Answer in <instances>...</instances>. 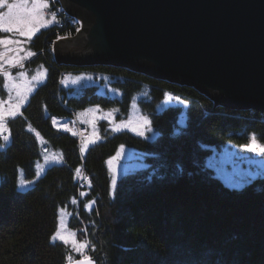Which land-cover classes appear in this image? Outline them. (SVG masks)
<instances>
[{"label": "trees", "instance_id": "1", "mask_svg": "<svg viewBox=\"0 0 264 264\" xmlns=\"http://www.w3.org/2000/svg\"><path fill=\"white\" fill-rule=\"evenodd\" d=\"M54 30L30 42L36 56L28 67L44 66L47 80L8 120L11 144L0 150V264H66L70 247L50 234L61 209L71 213L68 226L96 264H264V177L229 188L206 164L212 148L246 146L253 134L264 144V114L227 109L200 88L138 70L57 62ZM70 71L103 83L76 93L62 84V72ZM168 95L175 103L158 109ZM135 97L157 133L152 140L101 121L100 139L82 154L79 142L54 126L94 107L123 117ZM45 145L64 164L37 180ZM121 146L145 153L148 167L112 191L106 162ZM81 170L86 190L78 185Z\"/></svg>", "mask_w": 264, "mask_h": 264}, {"label": "water", "instance_id": "2", "mask_svg": "<svg viewBox=\"0 0 264 264\" xmlns=\"http://www.w3.org/2000/svg\"><path fill=\"white\" fill-rule=\"evenodd\" d=\"M61 1L85 25L55 42L57 62L138 70L264 114V0Z\"/></svg>", "mask_w": 264, "mask_h": 264}, {"label": "rangeland", "instance_id": "3", "mask_svg": "<svg viewBox=\"0 0 264 264\" xmlns=\"http://www.w3.org/2000/svg\"><path fill=\"white\" fill-rule=\"evenodd\" d=\"M10 2H12V0H10ZM31 3L32 0H29V5H31ZM0 11H6V9H0ZM44 20L52 21L49 17L45 15H44ZM84 25L85 22L83 21L82 24L83 28ZM45 26L47 27V29H49L53 27V24L52 22H50L47 23ZM45 26L39 27L38 30L35 31L30 38L28 36H20L19 34H15V33H5L2 30H0V32H2L3 34H6L5 36H0V39H9V40L21 42L19 45L10 44L7 46V48L4 45H0V68L8 69V67H10L9 64L6 62V60L9 58L12 57L23 58L21 64L13 65V66H18L19 70L10 72L9 76L0 79V106H2L5 109H7L10 105L14 104L17 100H19L22 97L23 103L20 104L19 107V111H20L21 108L29 101V98L31 97V93H33L37 88L42 86L47 80L46 68L44 66L39 67L38 69L36 68L31 70H30L31 67H28V62L32 59V50L30 49V41L33 39V37H35L34 35L35 34L37 35L38 31L40 29H43ZM5 53L6 55H4ZM52 54H53L52 55L53 59L57 60L55 53L52 52ZM21 73H23V75H21ZM37 76L38 79L34 80L33 77H37ZM77 77H83L82 79H79L76 82L78 85L80 84L81 86H89V85L95 86L103 83L101 80L100 81L96 80V76L93 77V75L81 73V74H75L74 77L70 76L64 78V83H63L64 88L68 89V86L72 83L70 81V78H75L76 80ZM88 77L91 78L89 79ZM72 86L77 88V89L74 88V91L76 93L81 92L80 89L77 87V85H75V83H73ZM107 88L110 89V91H112L111 94L113 95L119 94L117 93V91H115L116 93H114L113 92L114 90H112V88H110L109 86ZM4 95L8 98V102H9L8 104H4L3 100H1L4 97ZM169 95L158 105V109H163L164 108L163 106L168 107L175 103L173 102L172 99L173 96L171 97ZM109 113L112 114L111 117L106 118L107 114ZM7 117L8 116H6V118ZM76 118L80 120L81 123L87 125L90 131L89 137H87V139L84 141L83 153H85L86 151V146L93 144L100 139L98 133L99 132L98 125L101 121L105 122L107 128L113 132L114 131L130 132L134 136L147 140L148 139L152 140L157 136V133L155 132L152 126L151 119L149 118V116L144 115L140 106V102L138 101L137 97H135V99L132 101L127 115L123 117L118 116L117 110L104 111L94 107V108H88L85 112H83L81 116L76 115ZM145 120L147 121V126L143 128L144 135L141 136L138 134V132L133 131L132 129L134 127H139L140 125H142ZM54 125L58 130L64 131L62 125L57 121H54ZM117 125H120L119 130H116ZM4 136H7L8 139L5 140ZM0 138L5 140V143L2 145L3 147L9 144L10 139L5 129L0 130ZM205 149L208 148L205 147ZM211 151L212 154H210L209 158H207L206 164L211 168V170H213L214 174L221 179L219 180L222 181V183H224L229 188L242 189L247 184H249V182L254 181L257 178L264 177V153H259L258 151L253 152L248 150L245 146L240 147L234 145H226L221 149L212 148ZM118 152H120L121 155L119 160L116 162L115 171L113 172L112 168H110V166L108 165V161L113 157H115ZM52 156L53 155H50V153L49 155H44L43 160L38 163L37 180L41 178V176H43V174L48 170L49 167L55 165L56 163H59V159ZM113 157L107 160L106 165L112 177V180L113 177L115 176L116 185L122 177L129 174L139 173L142 170L147 169L148 167L146 164V157H147L146 154L143 152H139L133 148L121 146L118 148L117 152L114 154ZM234 176L243 177L247 179L248 182L243 186L234 187L231 184V180ZM21 185L28 186V184H26L23 181ZM112 188L114 189L116 188V186ZM85 197L86 195H83V198ZM92 206H93V202L88 204L87 209L91 210ZM70 217H71V213L68 210H63V209L60 210L58 216L57 238L56 235H54V238H52L53 242H56L58 239L60 242L63 243L65 242L59 238L60 236H65L69 238L68 243H65L70 247V251H71V253L67 256V262H73L78 257H81L80 254L76 253L73 250V246L71 244V238L75 233L68 226ZM74 238L78 242L76 238V234L74 235ZM84 254H85V250H84ZM68 257L72 258L71 261H69Z\"/></svg>", "mask_w": 264, "mask_h": 264}, {"label": "snow or ice", "instance_id": "4", "mask_svg": "<svg viewBox=\"0 0 264 264\" xmlns=\"http://www.w3.org/2000/svg\"><path fill=\"white\" fill-rule=\"evenodd\" d=\"M48 7L47 0H32L31 5H29V0H0V9H6V11H0V30L5 33H15L20 36H28L29 38L33 35L35 31L38 30L39 27L45 26L47 23L51 21L44 20V12L43 9ZM54 19V17H53ZM20 41H13L9 39H0V45H4L6 48L10 44L19 45ZM10 50V49H9ZM6 55V53L4 54ZM23 58L12 57L6 60L9 66H13L16 64H21ZM4 75L7 77L9 73L7 68L3 69ZM23 75V73H21ZM83 77H77L76 80H73V83H76L77 80L82 79ZM89 79L91 77H88ZM34 80L38 79L37 77H33ZM23 103V98L21 97L14 104L10 105L7 109L0 106V130L4 129V123L6 116H14L19 112L20 104ZM111 113L107 114V117H111ZM147 126V121L145 120L142 125L139 127H134L132 130L138 132L139 135H144L143 128ZM120 125L116 126V130H119ZM4 139L7 140L8 137L4 136ZM248 150L253 152L264 153V144L260 143L253 134L250 137V142L245 146ZM83 151V149H81ZM121 153L118 152L115 157L108 161V165L112 168L113 172L115 171L116 162L119 160ZM247 179L234 176L231 180V184L234 187H240L246 184ZM113 187L116 186L115 176L112 180ZM71 238V244L73 246V250L80 254L83 258L78 260L76 264H92V260L88 255L84 254V250L87 248V242H77L76 239ZM65 243H68L69 238L65 236L59 237ZM69 261H71V257H68Z\"/></svg>", "mask_w": 264, "mask_h": 264}, {"label": "bare ground", "instance_id": "5", "mask_svg": "<svg viewBox=\"0 0 264 264\" xmlns=\"http://www.w3.org/2000/svg\"><path fill=\"white\" fill-rule=\"evenodd\" d=\"M47 4H48V7L46 8V9H43V12H44V15L45 16H47V17H49L52 21V24H53V27L55 28V32H54V34H53V44L54 45H52V47L54 48V46H55V42L57 41V40H60V39H63V38H68V37H75L77 34H78V32L79 31H81L82 29H83V27H82V24H83V19L80 17V16H77V15H75L74 13H69L66 9H65V7H64V5H63V3H62V1L61 0H57V5L58 6H56V4H55V2H53V1H51V0H47ZM62 12V13H61ZM54 15H57V16H54ZM53 17H54V19H53ZM62 18L63 20H65V17H68V19L70 20L68 23H57V20L59 19V18ZM82 19V20H81ZM73 27H74V29H73ZM43 30H47V27L45 26L43 29H40L39 31H38V33L37 34H39L41 31H43ZM71 34H72V36H71ZM35 37L37 36L36 34L34 35ZM34 38V37H33ZM33 40V39H32ZM31 42V41H30ZM51 49L50 50V52H54L55 53V50L54 49ZM44 53V52H43ZM42 53V54H43ZM36 55H34L33 54V52H32V58H34ZM55 61H57V60H55ZM17 70H19V67L18 66H10V67H8V69H7V71H8V73H10V72H13V71H17ZM48 72H47V69H46V74H47ZM76 74V72L75 71H70V72H62V84L64 83V78H67V77H70V76H72V77H74V75ZM89 75H93V77L95 76L94 74H89ZM5 75H4V71H3V69L2 68H0V79H3V78H6V76L4 77ZM73 80H75V78H70V81L72 82ZM46 83V82H45ZM44 83V84H45ZM43 84V85H44ZM72 84H73V82L68 86V89H70V87L72 86ZM42 85V86H43ZM75 85H77V87L80 89V91L81 90H84L85 88H88V86H81L80 84L78 85L77 83H75ZM64 86V85H63ZM41 87V86H40ZM95 87H99L98 85H96ZM74 86H72L71 87V89L72 90H74ZM75 89H77V88H75ZM38 90V88L33 92V93H31V97L35 94V92ZM100 90V89H99ZM102 91V90H101ZM7 94V93H6ZM31 97L29 98V101L21 108V110L16 114V115H14V116H8L7 118H6V121H5V126H4V129L6 130V133L8 134V135H11V131L9 130L10 129V127H8V120L10 119V118H13V117H16V116H18V115H21L22 114V111H23V109L26 107V105L27 104H29V102H30V99H31ZM1 100H3V102H4V104H8L9 102H8V98L4 95V97L1 99ZM220 106H223V107H225V108H227V109H230V110H235V108H231V107H228L226 104L224 105L223 103L222 104H220ZM235 111H238V110H235ZM251 111V110H250ZM253 112H257V111H255V110H253ZM66 120H68L69 122H70V124L73 126V127H75V124H77L76 122V120H73L71 117H68ZM66 120H59V119H57L56 121L58 122V123H60L61 125H62V127H64L65 129H66V132H63V133H65V134H67V135H69L70 137L74 134L73 133V129H72V126L66 121ZM55 126V125H54ZM5 143V140L4 139H2V138H0V150L2 149V150H5V149H7L9 146H10V142H9V144H7L6 146H2L3 144ZM80 149H83V147H79ZM53 156L52 157H58V156H60L59 154L58 155H56V154H52ZM114 156V155H113ZM112 156V157H113ZM42 160H43V158H42ZM41 160V161H42ZM40 161H38L37 162V164L36 165H38V163H39ZM107 163V162H106ZM63 164H64V161H63V159H61L60 161H59V163H56L55 165H52L51 167H53V166H57V167H63ZM107 166V165H106ZM51 167H49L48 168V170L43 174V176L44 175H46V173L50 170V168ZM107 170H108V168H107ZM36 172H37V168H36V170H35ZM108 175H109V179H110V188L109 189H111L112 187H113V184H112V177H111V175H110V173H109V170H108ZM37 176V175H36ZM127 176V175H126ZM42 177V176H41ZM125 177V176H124ZM123 178V177H122ZM1 180V179H0ZM120 181V180H119ZM30 183H33V181H31ZM30 183H26V184H30ZM118 184V183H117ZM117 186V185H116ZM116 188H114V190H115ZM112 191H113V188H112ZM72 204H76L74 201L72 202ZM58 228V227H57ZM73 231V230H72ZM52 232V231H51ZM50 232V234H51V241H52V238H54V235H56V238H57V232H58V230H55V231H53L52 233ZM75 234H76V238H77V240H78V242H83V241H81L80 240V238L77 236V233L75 232V231H73ZM49 234V235H50ZM53 242V241H52ZM53 243H62V244H65V243H63V242H60L58 239H57V241L56 242H53ZM66 245V244H65ZM88 255V254H87ZM90 258H91V260L92 261H94V263H96V260L94 259V257H92V256H90V255H88ZM78 261V259H76L75 261H73V262H67L66 264H74V263H76Z\"/></svg>", "mask_w": 264, "mask_h": 264}, {"label": "built area", "instance_id": "6", "mask_svg": "<svg viewBox=\"0 0 264 264\" xmlns=\"http://www.w3.org/2000/svg\"><path fill=\"white\" fill-rule=\"evenodd\" d=\"M53 2H55L56 6L57 5V0H51ZM62 13V12H61ZM54 16H57V15H54ZM70 20L68 19V17H65V20H63L61 17L57 20V23H68ZM77 123V122H76ZM71 125V124H70ZM72 126V125H71ZM72 129H73V133L76 134V135H84L86 133V129L84 128H81L78 123L75 124V127L72 126Z\"/></svg>", "mask_w": 264, "mask_h": 264}]
</instances>
